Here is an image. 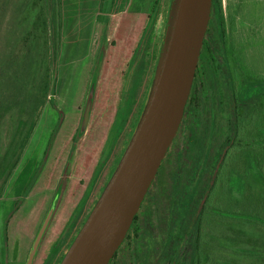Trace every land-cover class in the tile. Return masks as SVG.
I'll use <instances>...</instances> for the list:
<instances>
[{"label":"rangeland","instance_id":"374dc122","mask_svg":"<svg viewBox=\"0 0 264 264\" xmlns=\"http://www.w3.org/2000/svg\"><path fill=\"white\" fill-rule=\"evenodd\" d=\"M113 2L70 0L69 6L76 9L70 18L68 13L72 11L64 7L62 0H0V203L9 189L18 184L26 160L32 173L36 172L39 153L48 136L45 129L55 115L49 101L59 93L57 83H74L76 90L67 103L75 108L66 113L70 118L77 117L75 109L83 98L81 88L92 70L104 33L109 31L107 20L112 19ZM170 2L160 0L154 16L150 50L156 56ZM118 3L124 11L117 23L113 18L111 30H115L110 39L117 33L116 47L125 48L151 20L155 0H119ZM223 10L229 40L226 48L232 62V68L229 64L227 71L232 75L234 93L252 96L242 97L246 101L239 100L242 134L237 148L232 149V145L228 148L224 143L230 140L232 144L236 137V131L232 129L231 133L228 74L218 54L210 63L205 52L203 60L207 68L210 66V73L207 89L201 96L203 105L193 118L190 139L183 143L189 148L185 149L178 167L168 159L155 186L160 192L156 219L145 240L162 248L169 237L172 239L164 263L172 257V261L185 264H264V227L234 218L248 212L264 217V187L247 173L249 157L264 165V146L257 143L264 139V101L259 98L264 94V0H223ZM71 60L77 65L76 73L69 66ZM215 171L216 181L206 197ZM42 190L29 198L21 230L16 234L18 249L23 247L24 257L45 218L43 212L50 194L45 196L44 211H36ZM194 209L193 219L200 217L202 225L198 234H192L194 230L189 229L192 235L188 243L186 238H180L188 230ZM83 220L78 219L77 230L67 235V242L77 234ZM72 221L73 218L54 220L51 232L69 229L67 224ZM54 236L57 241V233ZM66 244L62 254L68 248ZM121 258H127L130 264L128 242L118 255ZM156 262L152 259L153 264Z\"/></svg>","mask_w":264,"mask_h":264},{"label":"flooded vegetation","instance_id":"af4514ba","mask_svg":"<svg viewBox=\"0 0 264 264\" xmlns=\"http://www.w3.org/2000/svg\"><path fill=\"white\" fill-rule=\"evenodd\" d=\"M159 3L160 0L155 1L152 9L153 16L149 23L142 27L143 30L138 38L134 37L125 48H117L116 42L119 41L117 39L119 35L115 33L114 37L110 39L111 32L114 33L115 30H111L114 27L111 24L113 18L116 21L124 8H119V3L113 2L112 19L107 20L108 23L110 22L107 23L109 31L104 33L92 70L81 88L83 98L75 109L78 113L76 118H70L66 113L67 110L71 112L75 108L74 105L71 106L67 103L76 90V87L73 86L74 83L67 84L63 81L57 83L56 89L59 87L57 89L59 93L54 99L50 98L49 101L55 115L51 125L45 129L48 136L39 153L36 172L33 171L32 173V169L29 167L30 162L26 160L27 162L25 161L26 163L24 162L22 165L18 184L9 189L4 202L0 203V264H28L37 235L54 203L50 220L34 254L32 264L62 263L116 171L137 129L147 103L168 20L167 16L162 44L156 56V53L150 50V46L154 33V16L158 13ZM171 4L172 0L169 11ZM114 14L116 16H113ZM224 22L225 31H222L220 20L215 18L211 12L196 76L179 131L124 242L110 264H129L127 258L118 259L121 249L127 242L129 243L130 264H142V261L144 264H153L152 259L154 258L157 261L156 264H163L167 250L172 247L170 237L162 248H159L155 242L145 240L156 219L160 192H157L155 186L160 180L168 159L175 161L174 163L178 167L184 157L185 149L189 148L183 143H188L187 140L190 139L193 118L196 116L197 109L203 105L201 96L207 89L206 85L209 79L210 66L207 68L206 61L203 60L205 52L208 59H211L210 63L216 60L217 54L221 58L228 74L232 107V75L227 71L229 64L232 68V62L228 57V48H226L229 40L226 20ZM117 49L118 52L116 53ZM72 60L75 61V59ZM72 60L69 66L74 67L76 73L77 65ZM179 137L184 139L179 140ZM198 145L200 146L199 143ZM199 146H195L196 149H199ZM8 175L10 174L8 173ZM30 176L34 178L30 179ZM42 188L44 190L40 194L41 200L37 204L36 211L41 213L44 211L43 205L46 194H50L49 203L46 211L43 212L45 218L41 227L33 238L26 257H24L22 254L23 247L21 250L18 249L16 234L21 230V221L29 198ZM1 189L0 183V192ZM186 202L188 201L186 200L184 203ZM66 218H73V221L67 224L69 229L63 228L61 230L58 228L51 232L54 220L59 222ZM80 218L84 219L81 228L67 242L66 240L69 238L67 235L77 230L78 219ZM54 227L56 228V226ZM55 233H57V241L54 236ZM63 233L64 235L61 237L60 234ZM47 234L49 235L45 241ZM141 235L144 238H141ZM64 239L65 241H63ZM142 239L145 241H141ZM65 242L68 248L62 254ZM158 251L159 255L156 254ZM168 256L171 257L172 252ZM164 264H173L172 257Z\"/></svg>","mask_w":264,"mask_h":264},{"label":"water","instance_id":"95a60500","mask_svg":"<svg viewBox=\"0 0 264 264\" xmlns=\"http://www.w3.org/2000/svg\"><path fill=\"white\" fill-rule=\"evenodd\" d=\"M212 3L172 0L155 77L137 129L61 264H110L124 242L182 123ZM52 210L37 235L28 264H32Z\"/></svg>","mask_w":264,"mask_h":264},{"label":"trees","instance_id":"16d2710c","mask_svg":"<svg viewBox=\"0 0 264 264\" xmlns=\"http://www.w3.org/2000/svg\"><path fill=\"white\" fill-rule=\"evenodd\" d=\"M118 1L119 0H114L115 3L118 2ZM62 3L64 5V7H66L68 10L71 9L72 13H68V14H69L70 18L71 17L73 18L74 13L76 14V9H73V8H71L69 6L70 0H62ZM212 15L215 16V18L220 20V23H221V26H222V31H225V27H224L225 26V22H224L225 21L224 20L225 16H224V10H223V0H213V3H212ZM232 87H233V83H232ZM249 90H251V88ZM244 96L248 97V96H252V95L251 94L249 95L248 93H246V95L244 94ZM244 96H242V95L241 96H236L235 93H234V87L232 88V127H231V130L233 129V131H236V137H235V141H233L232 144L230 143V140H228V141H226L224 143V145L225 146L227 145L228 148L231 147V145H232V149H236L237 148V144H238L237 141L239 140V137L242 134V130H241V125H242L241 118H242V116H241V111H240V105H239L240 101L239 100L244 101L245 99H242V97L245 98ZM259 98H261L262 101H264L263 100L264 99V94L262 93L259 96ZM234 124H235L236 128L234 127ZM257 143L261 144L260 147H263L264 146V139L263 140H258ZM248 159L249 160H248L247 173L250 176H252L255 179V181H257L259 183H262V185L264 187V165L261 164L259 162V160L257 158H255V157H251V158L249 157ZM215 174H216V171H215ZM214 176L211 179L209 191L206 194V197H208V195H209V193H210V191H211V189H212V187H213V185H214V183L216 181L217 174H216L215 177ZM239 181L241 183L244 182L243 178H241V177L239 178ZM206 199L207 198H205L204 200H206ZM195 209L193 211L192 217L189 219L190 223L188 225V230L186 229L184 234H183V236L180 238V240H184L186 238L188 243H190V237H191L192 234L200 233V227L202 225L200 223V220H199L200 217L199 218L195 217L193 219L194 214L196 213ZM234 218L264 227V217H262L261 215H259L257 213H253V212L243 213V214L239 215L238 217H234ZM190 228H191V230H194L193 233L191 231H189ZM194 242L197 243L196 246L198 247V244H199L198 241L194 239ZM177 254L179 255V253H177ZM177 257L178 256H176V258ZM173 259H174V256H173ZM174 262H175V260H173V264H185V263L178 262V261H176L175 263Z\"/></svg>","mask_w":264,"mask_h":264}]
</instances>
